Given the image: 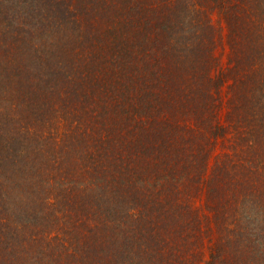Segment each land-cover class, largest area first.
Returning a JSON list of instances; mask_svg holds the SVG:
<instances>
[{
	"label": "trees",
	"instance_id": "1",
	"mask_svg": "<svg viewBox=\"0 0 264 264\" xmlns=\"http://www.w3.org/2000/svg\"><path fill=\"white\" fill-rule=\"evenodd\" d=\"M0 264H264V0H0Z\"/></svg>",
	"mask_w": 264,
	"mask_h": 264
}]
</instances>
